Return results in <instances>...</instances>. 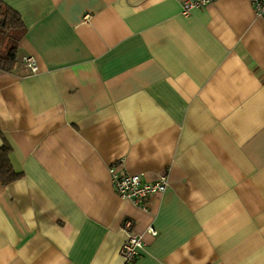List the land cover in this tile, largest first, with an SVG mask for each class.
<instances>
[{
    "label": "crops",
    "instance_id": "crops-1",
    "mask_svg": "<svg viewBox=\"0 0 264 264\" xmlns=\"http://www.w3.org/2000/svg\"><path fill=\"white\" fill-rule=\"evenodd\" d=\"M3 1L28 31L0 72V147L22 174L0 182V264H125L127 221L145 243L133 264H264L252 0L190 15L184 0ZM112 166L170 185L141 207L116 193Z\"/></svg>",
    "mask_w": 264,
    "mask_h": 264
},
{
    "label": "built area",
    "instance_id": "built-area-1",
    "mask_svg": "<svg viewBox=\"0 0 264 264\" xmlns=\"http://www.w3.org/2000/svg\"><path fill=\"white\" fill-rule=\"evenodd\" d=\"M215 0H184L182 4V13L190 15L194 9L205 7ZM255 10L259 14L264 13V0H252ZM88 16H86V19ZM21 63L33 73L39 71L37 60L32 55H25ZM111 178L114 190L122 197L129 199L134 204L145 207L148 199L153 194L164 193L169 185L170 179L167 173L159 175L154 180L144 179L142 174L122 173L117 167H111ZM133 222L127 221L124 229L127 231V239L121 248L120 254L125 264H133L142 254L145 243L143 236L132 231ZM149 231L156 235L158 232L155 228L150 227Z\"/></svg>",
    "mask_w": 264,
    "mask_h": 264
},
{
    "label": "trees",
    "instance_id": "trees-1",
    "mask_svg": "<svg viewBox=\"0 0 264 264\" xmlns=\"http://www.w3.org/2000/svg\"><path fill=\"white\" fill-rule=\"evenodd\" d=\"M28 27L22 15L0 0V72H14L19 63V48ZM12 148L6 142L0 147V182L9 185L22 174L16 171L10 158Z\"/></svg>",
    "mask_w": 264,
    "mask_h": 264
}]
</instances>
